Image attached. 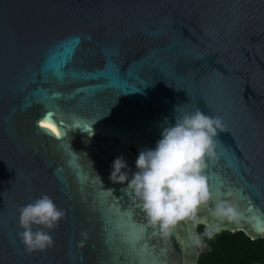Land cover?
I'll use <instances>...</instances> for the list:
<instances>
[{
	"label": "water",
	"instance_id": "1",
	"mask_svg": "<svg viewBox=\"0 0 264 264\" xmlns=\"http://www.w3.org/2000/svg\"><path fill=\"white\" fill-rule=\"evenodd\" d=\"M182 105L224 125L204 173L237 210L220 231L264 239V0H0V264H199L196 225L161 237L109 179ZM45 194L66 218L27 255L17 209Z\"/></svg>",
	"mask_w": 264,
	"mask_h": 264
},
{
	"label": "clouds",
	"instance_id": "2",
	"mask_svg": "<svg viewBox=\"0 0 264 264\" xmlns=\"http://www.w3.org/2000/svg\"><path fill=\"white\" fill-rule=\"evenodd\" d=\"M183 107L175 108L174 124L165 120L155 148L139 150L135 172L129 174L127 162L120 156L111 165L109 179L135 195L148 223L159 229L165 239L172 236L181 222H191L199 228V212L211 204V215L220 223L207 224L202 234L189 237V244L199 249L204 246V238L213 239L221 224L236 222L238 214L229 199L213 203L204 174L207 161L217 156L216 140L224 130L222 119L199 108L181 111ZM17 212V237L25 254L45 253L55 246L51 233L66 218V211L58 208L52 198L42 195L18 207ZM81 235L86 238V233Z\"/></svg>",
	"mask_w": 264,
	"mask_h": 264
},
{
	"label": "trees",
	"instance_id": "3",
	"mask_svg": "<svg viewBox=\"0 0 264 264\" xmlns=\"http://www.w3.org/2000/svg\"><path fill=\"white\" fill-rule=\"evenodd\" d=\"M204 227L197 228L202 234ZM199 264H264V239L252 240L243 232L219 231L213 239L204 238Z\"/></svg>",
	"mask_w": 264,
	"mask_h": 264
},
{
	"label": "snow or ice",
	"instance_id": "4",
	"mask_svg": "<svg viewBox=\"0 0 264 264\" xmlns=\"http://www.w3.org/2000/svg\"><path fill=\"white\" fill-rule=\"evenodd\" d=\"M50 115L51 114L49 113L48 116H50ZM48 116H46V117L42 118L40 121H38V124L41 128L50 129L52 132H56V134L58 136L59 132H57L56 127H54L53 124L49 122Z\"/></svg>",
	"mask_w": 264,
	"mask_h": 264
},
{
	"label": "rangeland",
	"instance_id": "5",
	"mask_svg": "<svg viewBox=\"0 0 264 264\" xmlns=\"http://www.w3.org/2000/svg\"><path fill=\"white\" fill-rule=\"evenodd\" d=\"M202 249V248H201Z\"/></svg>",
	"mask_w": 264,
	"mask_h": 264
}]
</instances>
